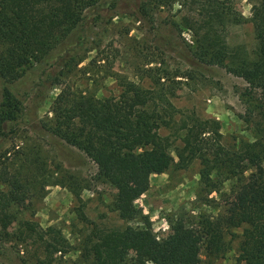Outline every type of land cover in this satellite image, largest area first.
<instances>
[{
    "label": "rangeland",
    "instance_id": "1",
    "mask_svg": "<svg viewBox=\"0 0 264 264\" xmlns=\"http://www.w3.org/2000/svg\"><path fill=\"white\" fill-rule=\"evenodd\" d=\"M223 1L245 18L227 27V42L251 52L254 0ZM195 3L122 0L111 11L92 15L84 39L80 28L75 29L47 57L24 70L13 89L18 96L30 95L22 117L3 127L0 169L6 165L9 172H19L21 180L30 179L35 188L23 204L11 209L15 217L7 229L0 227V264H89L83 248L92 227L128 225L148 228L160 241L171 239L176 228H185L199 234L196 264H238L241 229H224V250L216 252L207 232L208 222L225 216L233 206L234 179L213 173L210 181H203L198 159L184 168L151 174L148 189L134 201L135 217L124 220L111 209L118 191L98 176L96 164L46 129L53 101L65 87L78 94L117 96L121 79L150 88L161 76L159 86L167 91L177 118L194 114L217 120L221 143L230 149L253 141L263 118L261 93L250 95L243 78L193 56L196 41L185 18L198 16ZM2 101L0 79V111ZM175 126L161 130L171 149L181 144L182 133ZM5 188L0 182V190ZM26 223L36 231L27 230ZM135 257L136 250L130 249L124 264H132Z\"/></svg>",
    "mask_w": 264,
    "mask_h": 264
},
{
    "label": "trees",
    "instance_id": "2",
    "mask_svg": "<svg viewBox=\"0 0 264 264\" xmlns=\"http://www.w3.org/2000/svg\"><path fill=\"white\" fill-rule=\"evenodd\" d=\"M120 1L0 0V135L5 134L4 126L15 124L23 115L30 93L18 96L13 87L24 70L47 57L75 29L80 28V39H84L92 15L111 11ZM194 2H198V16L185 18L196 41L193 56L243 78L250 95L260 91L259 106L264 110V0H254L251 6L249 21L255 40L251 52L243 46L232 48L227 42V27L244 22L241 14L223 0ZM160 79L157 76L150 88L121 79L120 93L106 97L78 94L65 87L53 101V117L46 129L96 164L98 176L117 189L111 209L124 220L135 217L134 201L148 189L151 174L173 166L184 168L198 159L203 181H210L213 173L234 179L233 206L225 216L207 224L209 246L215 252L223 251L224 229L240 228L238 264H264V111L255 139L230 149L221 143L217 120L194 114L177 118L167 91L159 86ZM174 126L182 133L181 144L171 149L161 130ZM0 182L6 185L0 190V227L5 230L15 217L11 209L28 199L35 184L30 179L23 182L19 172H9L6 165L0 169ZM26 224L27 230L36 231ZM198 241V233L181 227L171 239L160 241L148 228L94 226L83 253L89 264H124L130 249L136 250L132 264H196Z\"/></svg>",
    "mask_w": 264,
    "mask_h": 264
}]
</instances>
